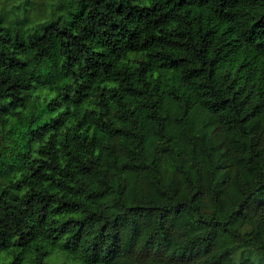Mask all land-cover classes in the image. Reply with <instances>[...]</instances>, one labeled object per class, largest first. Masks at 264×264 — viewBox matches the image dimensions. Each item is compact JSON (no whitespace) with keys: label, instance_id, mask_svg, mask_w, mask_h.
Instances as JSON below:
<instances>
[{"label":"trees","instance_id":"1","mask_svg":"<svg viewBox=\"0 0 264 264\" xmlns=\"http://www.w3.org/2000/svg\"><path fill=\"white\" fill-rule=\"evenodd\" d=\"M24 263L264 264V0H0V264Z\"/></svg>","mask_w":264,"mask_h":264},{"label":"rangeland","instance_id":"2","mask_svg":"<svg viewBox=\"0 0 264 264\" xmlns=\"http://www.w3.org/2000/svg\"><path fill=\"white\" fill-rule=\"evenodd\" d=\"M30 1H36V0H28V2H30ZM162 241H165L166 242V244H165V247H169V246H171V244H172V241H171V234L168 232V231H166L163 235H162V237L160 238L159 236H158V239H157V242H156V245H155V248L156 249H161V247H164V246H162L161 245V243H162ZM196 248V249H205V247L204 246H199V245H191V246H189V248L191 249V248ZM25 264V263H24Z\"/></svg>","mask_w":264,"mask_h":264}]
</instances>
